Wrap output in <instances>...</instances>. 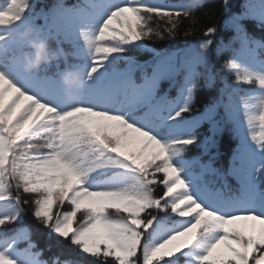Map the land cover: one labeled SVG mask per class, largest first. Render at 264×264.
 <instances>
[{"label":"snow or ice","instance_id":"1","mask_svg":"<svg viewBox=\"0 0 264 264\" xmlns=\"http://www.w3.org/2000/svg\"><path fill=\"white\" fill-rule=\"evenodd\" d=\"M216 2L233 39L264 50L247 28L249 20L264 26V0H246L239 11L232 0ZM205 3L0 7V264H264V57L236 50L223 66L235 85L259 89L242 98L252 143L241 138L233 153L235 189L205 179L220 175L212 149L222 131L218 107L227 123L236 120L230 94L194 108L196 92L215 84L216 23L184 49L157 52L152 63L136 58L148 41L176 37L185 20L184 34H193ZM53 38L71 45L75 62L59 47L58 58L33 67L30 41ZM68 71L83 83L68 87ZM163 81L177 88L174 99L159 94ZM204 124L207 135L198 131ZM193 146L208 162L185 158ZM28 206L35 224L25 223ZM37 225L44 247L33 239Z\"/></svg>","mask_w":264,"mask_h":264},{"label":"trees","instance_id":"2","mask_svg":"<svg viewBox=\"0 0 264 264\" xmlns=\"http://www.w3.org/2000/svg\"><path fill=\"white\" fill-rule=\"evenodd\" d=\"M8 0H0V7H3ZM80 0H33L35 5V11L39 12L41 9L45 12L50 11L58 4L74 5L79 3ZM169 3L180 4L188 3L191 0H167ZM235 5L236 11L240 10V7L246 2V0H232ZM195 16L198 18L199 23L195 25V31L191 35H185V30L190 27L187 20L184 21L180 29V33L168 40H153L147 42V48L136 53V58L141 63H152L157 52H176L181 49L188 47L192 42L201 39V33L203 31V25L209 23H216L218 26V32L214 39L217 44L222 46L219 54L217 53V45L214 44L212 48V64L213 71L215 73V84L212 89H206L201 87L196 92L194 108L202 109L203 106L210 101H218L221 98H227L230 94L231 97V108L235 113L236 120L233 123H227L225 121V108L223 105L218 107L217 119L221 121L222 131L215 137V146L212 151L215 153V159L212 161V165L220 175L208 174L205 179L209 182H214L215 186L221 187L224 183H227L231 188L235 189L238 187V182L236 179L228 175V169L230 168L231 161L233 159V153L236 151L240 144L241 138L248 139L249 143H252L250 137L248 136L247 123L242 116V98L246 96H254L258 92V85L256 84H240L235 85L233 81L235 80L234 75L229 74L224 69L225 61L234 58L236 50H240L241 54H249L251 56L264 57V50L260 49L259 44L252 45L249 49H243L238 40H234L235 32L232 28H226L224 26V16L221 13L219 3L216 0H206L205 6L201 9L196 10ZM38 24H44V19H38ZM248 32L251 37L256 41H264V26L258 24L254 20H249L247 22ZM50 47L52 49H57L62 47L65 53H68V60L75 62L71 55L72 47L68 43L58 44L56 39L53 38L50 41ZM61 65L63 66V59L61 60ZM151 69H149L150 71ZM140 74L137 73L139 79ZM183 76H178L177 81H181ZM160 95H167L169 99H174L178 95V90L175 86L170 84L168 81H163L159 90ZM198 131L205 135L208 134V125L204 124ZM187 159L190 160H200L201 162H208L209 156L202 152V149L193 146L185 154ZM199 171V169H197ZM160 179L163 178V174H157ZM223 177V178H221ZM164 188L162 185L156 187L157 195L162 194ZM25 199H30L29 194H24ZM27 215L25 216V223L35 222L31 217L30 206ZM33 239L40 245L44 247L47 242L46 230L42 226H34ZM21 249L25 245H20ZM51 255V253H49Z\"/></svg>","mask_w":264,"mask_h":264},{"label":"clouds","instance_id":"3","mask_svg":"<svg viewBox=\"0 0 264 264\" xmlns=\"http://www.w3.org/2000/svg\"><path fill=\"white\" fill-rule=\"evenodd\" d=\"M30 43L34 49V55H30L28 60L33 67H39L41 63L45 61H51L58 58V52L50 47L47 40L32 39ZM63 80L64 83L70 88L83 83L80 74L75 71L66 72L63 76Z\"/></svg>","mask_w":264,"mask_h":264},{"label":"rangeland","instance_id":"4","mask_svg":"<svg viewBox=\"0 0 264 264\" xmlns=\"http://www.w3.org/2000/svg\"><path fill=\"white\" fill-rule=\"evenodd\" d=\"M185 158L187 159L186 155ZM173 162L176 163L178 166L180 165V157L179 156H174L173 157Z\"/></svg>","mask_w":264,"mask_h":264}]
</instances>
